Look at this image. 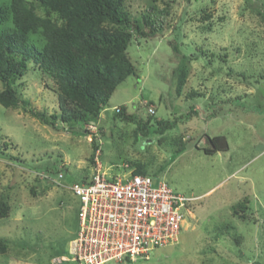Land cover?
<instances>
[{
  "label": "rangeland",
  "instance_id": "374dc122",
  "mask_svg": "<svg viewBox=\"0 0 264 264\" xmlns=\"http://www.w3.org/2000/svg\"><path fill=\"white\" fill-rule=\"evenodd\" d=\"M151 4L127 0L126 8L141 20ZM155 4L170 5L167 27L154 39L135 38L129 56L138 73L116 89L93 136L81 125L72 132L57 122L55 130L30 114H60L55 84L32 66L16 87L30 106L0 105V199L10 206L0 218V238L9 242L0 264H55L56 258L77 264L69 250L79 230V200L70 187L93 174L94 145L103 171L128 177L143 166L155 183L165 180L195 199L178 242L124 264H264V0ZM174 41L191 56L180 95ZM150 107L154 119L176 121L163 136L136 135V124L114 120L118 108L146 120ZM219 136L229 150L206 154ZM245 198L244 220L233 207Z\"/></svg>",
  "mask_w": 264,
  "mask_h": 264
},
{
  "label": "trees",
  "instance_id": "16d2710c",
  "mask_svg": "<svg viewBox=\"0 0 264 264\" xmlns=\"http://www.w3.org/2000/svg\"><path fill=\"white\" fill-rule=\"evenodd\" d=\"M126 2L0 0V82L3 85L0 105L14 109L30 106L29 101L19 99L16 87L32 66L55 84L60 114L48 116L46 112L33 109L30 114L55 130L56 123L60 122L67 127L63 130L73 132L76 125H81L79 130L90 134L88 127L101 119L102 111L108 107L116 89L138 73L129 56L135 38L154 39L167 27L169 4L160 8L155 4L156 0H152L141 20H135L127 10ZM39 9L47 15L41 16ZM170 47L177 59L174 75L176 92L180 95L189 76L191 56L175 41ZM221 58L222 61L226 59ZM195 95L194 92L191 96ZM117 118L136 124V135L145 137L163 136L176 124V121L154 119L150 114L146 120L138 119L127 114L125 108L115 112L114 120ZM210 143L211 148H204L208 155L229 150L224 137H215ZM183 146L178 153L185 150ZM98 150L99 147L94 145V152ZM133 174L146 175L147 170L137 166ZM249 202L245 198L235 205L234 215L245 220ZM188 207L192 208L191 203ZM9 212V204L0 199V218L8 217ZM8 250L9 242L0 238V255H5Z\"/></svg>",
  "mask_w": 264,
  "mask_h": 264
},
{
  "label": "built area",
  "instance_id": "2783aa9c",
  "mask_svg": "<svg viewBox=\"0 0 264 264\" xmlns=\"http://www.w3.org/2000/svg\"><path fill=\"white\" fill-rule=\"evenodd\" d=\"M148 112L155 114L153 107ZM94 127H88L90 133ZM100 153L96 151L93 174L70 187L79 200V230L69 250L72 260L77 264L149 260L153 250L178 242L188 204L195 199L177 193L165 180L155 183L148 174L132 172L125 177L103 171ZM54 263L64 261L56 258Z\"/></svg>",
  "mask_w": 264,
  "mask_h": 264
},
{
  "label": "clouds",
  "instance_id": "9594fccd",
  "mask_svg": "<svg viewBox=\"0 0 264 264\" xmlns=\"http://www.w3.org/2000/svg\"><path fill=\"white\" fill-rule=\"evenodd\" d=\"M120 109V108H119Z\"/></svg>",
  "mask_w": 264,
  "mask_h": 264
}]
</instances>
